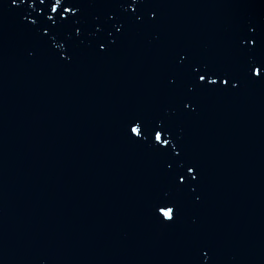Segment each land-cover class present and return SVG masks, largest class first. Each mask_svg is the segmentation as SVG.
Returning a JSON list of instances; mask_svg holds the SVG:
<instances>
[{"label":"water","instance_id":"obj_1","mask_svg":"<svg viewBox=\"0 0 264 264\" xmlns=\"http://www.w3.org/2000/svg\"><path fill=\"white\" fill-rule=\"evenodd\" d=\"M152 3L156 24L103 55L81 45L69 63L27 27L28 4L0 0V264H194L202 247L211 264H264V82L171 117L201 196L173 192L174 225L153 210L170 187L161 158L123 132L131 112L177 107L167 78L178 50L242 69L235 37L264 25V0ZM109 10L87 6L82 19Z\"/></svg>","mask_w":264,"mask_h":264},{"label":"snow or ice","instance_id":"obj_2","mask_svg":"<svg viewBox=\"0 0 264 264\" xmlns=\"http://www.w3.org/2000/svg\"><path fill=\"white\" fill-rule=\"evenodd\" d=\"M11 4L17 9L28 4L31 13L19 12L28 22L27 27L45 47L69 63L81 45H94L96 54L103 55L121 42L129 28L156 24L159 20L152 0H39V5L37 0H11ZM97 4L110 10L103 17L96 16L93 23L85 22L84 9ZM235 46L247 58L242 69L210 64L178 50L167 78V89L177 99V107L164 115L131 112L126 117L123 132L127 140L152 151L162 160V172L170 187L153 209L161 224L177 223L181 206L173 198V192L193 198L194 203L201 200L197 194L200 165L181 146V137L171 117L180 111L195 113L200 97L212 92L236 91L244 79L250 83L264 82V25L249 21L235 37ZM199 251L202 255L194 264H211V249L202 247Z\"/></svg>","mask_w":264,"mask_h":264}]
</instances>
